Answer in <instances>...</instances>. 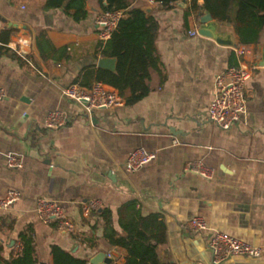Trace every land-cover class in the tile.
Wrapping results in <instances>:
<instances>
[{
    "label": "crops",
    "instance_id": "0c3cea01",
    "mask_svg": "<svg viewBox=\"0 0 264 264\" xmlns=\"http://www.w3.org/2000/svg\"><path fill=\"white\" fill-rule=\"evenodd\" d=\"M46 2L0 0L3 33L12 31L10 42L28 39L32 58L29 63L5 50L0 55V88L7 93L0 101V200L10 189L22 193L15 205L0 208L1 257L9 260L21 251L20 234L31 226L38 264H54L53 246L89 262L105 253L112 264H124L127 251L103 238L101 211L84 213L91 200L112 211L119 233L118 212L130 202L143 217L159 215L167 227L158 249L163 264H211L209 238L216 232L264 250V66L258 65L264 33L260 44L235 49L198 34L203 12L192 11V0L168 10L154 0H135L133 7L151 9L159 22L156 48L165 79L155 73L150 94L134 105L88 113L64 90L87 68L99 69L102 41L95 22L102 8L88 0L87 19L76 23L63 9L45 10ZM218 31L237 42L233 26L220 24ZM241 65L251 69L246 113L237 126L223 130L208 118L215 80ZM55 110L68 123L49 130L45 119ZM139 148L156 152L157 159L130 173L126 162ZM11 152L21 156L22 167L9 166ZM194 161L210 168L213 178L184 172ZM39 198L62 204L75 233L61 234L57 222L41 220ZM197 217L206 221L205 232L189 227ZM226 264H264V254L236 256Z\"/></svg>",
    "mask_w": 264,
    "mask_h": 264
},
{
    "label": "trees",
    "instance_id": "16d2710c",
    "mask_svg": "<svg viewBox=\"0 0 264 264\" xmlns=\"http://www.w3.org/2000/svg\"><path fill=\"white\" fill-rule=\"evenodd\" d=\"M135 0H98L102 11L127 10L107 42L99 44L102 58L117 60L115 72L87 68L80 74L76 83L91 89L97 82L115 88L126 102L134 105L148 96L152 90V77L156 73L162 81L164 68L156 48L159 22L154 15L146 14L142 8L133 7ZM162 9H171L180 0H154ZM202 1V4H199ZM88 0H47L44 9H63L76 23L88 17ZM192 11H207L219 22L230 23L242 45H258L264 33V0H192ZM11 30L2 32V41L10 43ZM41 45V43H40ZM43 48V45L40 48ZM9 52L7 47L0 50ZM119 225L122 233L114 227L113 214L109 209L100 212L104 220L103 238L111 246L127 251L124 264H163L158 249L166 241V224L157 214L143 217L135 202L120 208ZM21 251L9 260L0 255V264H38V253L34 229L29 226L19 237ZM89 244L94 242L87 240ZM1 250V249H0ZM54 264H90L61 247L53 246Z\"/></svg>",
    "mask_w": 264,
    "mask_h": 264
},
{
    "label": "built area",
    "instance_id": "2783aa9c",
    "mask_svg": "<svg viewBox=\"0 0 264 264\" xmlns=\"http://www.w3.org/2000/svg\"><path fill=\"white\" fill-rule=\"evenodd\" d=\"M127 10L102 11L96 17V26L99 39L107 42L111 39L119 22L127 16ZM3 28L0 26V50L7 47L10 51L32 63L30 56L31 42L24 37L5 45L2 41ZM194 35L197 32L193 33ZM239 54L245 50L238 49ZM251 75V69L245 66H230L215 80L216 96L211 102L208 110L209 121L222 128L230 130L237 126L246 113L247 99L245 95L246 82ZM65 97L72 102L83 104L88 113L96 110L114 109L123 106L125 101L120 93L113 87L97 82L91 89L81 87L79 84H72L64 90ZM7 97L5 89L0 88V101ZM68 118L63 111L55 110L47 114L45 126L49 130L60 129L67 125ZM157 159L156 152H149L144 148L133 151L127 162L126 170L136 173L142 168ZM8 164L12 168L22 167V158L11 152L8 154ZM184 172L198 175L206 180L213 178V171L200 161L188 163ZM22 199L19 190L10 189L5 197L0 200L1 209H9ZM37 213L41 220L46 223L57 222L58 231L61 234H72L76 231V225L69 218L66 208L57 201L48 198L37 200ZM103 204L99 200H91L84 205V213L100 212ZM189 227L195 233L205 232L208 228L203 218H193L188 222ZM20 250V247L18 248ZM209 250L212 254L211 264H226L231 258L243 256L251 259H259L263 256L264 250L260 246H254L235 238L225 232H216L209 238ZM112 258L111 255H109Z\"/></svg>",
    "mask_w": 264,
    "mask_h": 264
},
{
    "label": "water",
    "instance_id": "95a60500",
    "mask_svg": "<svg viewBox=\"0 0 264 264\" xmlns=\"http://www.w3.org/2000/svg\"><path fill=\"white\" fill-rule=\"evenodd\" d=\"M186 2L187 0H180L176 3V5L179 7H186ZM150 11L151 9L144 10L146 14H149ZM200 21L201 25L198 29V34L200 36L212 39L220 45L230 46L235 49L238 48L240 44L239 37L237 38V42H234L232 41L231 36H222L218 31L220 24L231 27L232 25L230 23L219 22L218 20L214 19L213 16L207 11H203ZM258 65L264 66V50ZM98 68L115 72L117 69V60L114 58H101L98 62ZM90 264H112V258H110L105 253H99L90 260Z\"/></svg>",
    "mask_w": 264,
    "mask_h": 264
}]
</instances>
